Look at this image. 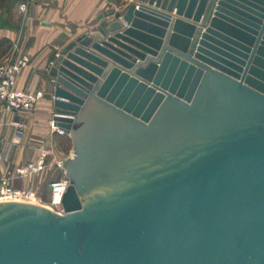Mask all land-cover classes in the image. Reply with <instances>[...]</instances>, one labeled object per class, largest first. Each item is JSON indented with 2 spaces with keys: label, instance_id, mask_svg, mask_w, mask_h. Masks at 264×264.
Returning a JSON list of instances; mask_svg holds the SVG:
<instances>
[{
  "label": "water",
  "instance_id": "1",
  "mask_svg": "<svg viewBox=\"0 0 264 264\" xmlns=\"http://www.w3.org/2000/svg\"><path fill=\"white\" fill-rule=\"evenodd\" d=\"M53 62L64 213L0 202V264H264V0H134Z\"/></svg>",
  "mask_w": 264,
  "mask_h": 264
},
{
  "label": "crops",
  "instance_id": "2",
  "mask_svg": "<svg viewBox=\"0 0 264 264\" xmlns=\"http://www.w3.org/2000/svg\"><path fill=\"white\" fill-rule=\"evenodd\" d=\"M23 2L28 3L26 13L20 9ZM132 2L134 0H18L11 6L8 17L1 15L0 9V42L8 40L12 45L7 52L0 48V62L14 50L17 56H29L30 64L21 70L16 86L24 91L43 93L33 111L0 113V154L5 144L12 143L8 161L0 162L1 176L36 163L44 152L48 154L51 150L54 102L45 96L51 91L50 69L58 54L72 40L93 30L99 24L100 15L121 11ZM14 123L22 125L19 140L15 138ZM14 178L12 185L20 184L22 179Z\"/></svg>",
  "mask_w": 264,
  "mask_h": 264
},
{
  "label": "built area",
  "instance_id": "3",
  "mask_svg": "<svg viewBox=\"0 0 264 264\" xmlns=\"http://www.w3.org/2000/svg\"><path fill=\"white\" fill-rule=\"evenodd\" d=\"M21 12L26 13L28 9V3L23 2L20 6ZM17 50H14L8 57L0 62V113L18 112V111H33L38 102L43 97L42 92H28L17 88L18 76L23 68L30 64V57L27 55L17 56ZM17 127L15 135L16 140L21 138L22 125L14 123ZM51 126L55 131L64 134L62 130H59L54 121H51ZM12 143H7L4 146L3 152L0 154V162H7L11 154ZM47 153L44 152L41 158L36 163H30L24 166H20L14 172H8L6 176L0 175V202H29L34 198L37 201V205L46 206L54 211L64 213V207L62 204L63 196L70 185V180L65 175L58 181L52 183V197L49 205H44L41 199H38L33 192L15 188L11 181L12 178H26L33 174L42 172L45 165V158ZM62 164V163H61ZM60 164V166H61Z\"/></svg>",
  "mask_w": 264,
  "mask_h": 264
},
{
  "label": "rangeland",
  "instance_id": "4",
  "mask_svg": "<svg viewBox=\"0 0 264 264\" xmlns=\"http://www.w3.org/2000/svg\"><path fill=\"white\" fill-rule=\"evenodd\" d=\"M50 131H52L51 150L48 151V155L45 158V169L40 173L21 178L20 184L14 185L15 188L33 192L36 197L41 199L42 203L47 206L52 197V183L60 180L66 175L63 167L64 162L73 156L72 140L68 139L66 135L55 131L52 126H50ZM13 179L15 178H12V180Z\"/></svg>",
  "mask_w": 264,
  "mask_h": 264
},
{
  "label": "trees",
  "instance_id": "5",
  "mask_svg": "<svg viewBox=\"0 0 264 264\" xmlns=\"http://www.w3.org/2000/svg\"><path fill=\"white\" fill-rule=\"evenodd\" d=\"M16 1H18V0H0L1 15L8 17L10 8H11V6H13V4ZM11 46H12L11 42L8 40H3L0 42V48L3 49L4 52H7ZM63 135H66V137L68 139H71L69 135H67V134H63Z\"/></svg>",
  "mask_w": 264,
  "mask_h": 264
},
{
  "label": "bare ground",
  "instance_id": "6",
  "mask_svg": "<svg viewBox=\"0 0 264 264\" xmlns=\"http://www.w3.org/2000/svg\"><path fill=\"white\" fill-rule=\"evenodd\" d=\"M29 202H31L32 204H37V201L34 198L30 199Z\"/></svg>",
  "mask_w": 264,
  "mask_h": 264
}]
</instances>
